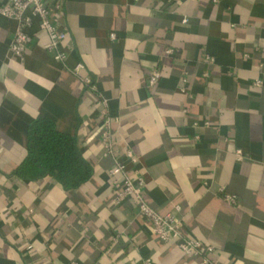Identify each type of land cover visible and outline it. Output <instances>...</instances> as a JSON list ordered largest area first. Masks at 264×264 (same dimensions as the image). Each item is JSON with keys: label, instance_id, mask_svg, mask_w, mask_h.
<instances>
[{"label": "crops", "instance_id": "obj_1", "mask_svg": "<svg viewBox=\"0 0 264 264\" xmlns=\"http://www.w3.org/2000/svg\"><path fill=\"white\" fill-rule=\"evenodd\" d=\"M62 22L64 63L36 19L18 59L17 23L0 15V264H264V0H64ZM103 100L147 204L179 206L184 235L211 253L185 256L152 235L134 201L114 202L113 159L96 133ZM39 115L74 136L93 168L74 191L11 175Z\"/></svg>", "mask_w": 264, "mask_h": 264}, {"label": "built area", "instance_id": "obj_2", "mask_svg": "<svg viewBox=\"0 0 264 264\" xmlns=\"http://www.w3.org/2000/svg\"><path fill=\"white\" fill-rule=\"evenodd\" d=\"M64 0H5L0 6V15L6 19L13 20L17 23L14 35L10 45V53L13 57L23 59L26 50L33 40L34 34L31 32L34 20H37L38 32L45 35L44 48L51 53L53 59L57 62L64 63L66 53L62 50L63 43L67 38V32L62 22V9ZM183 22H185L183 20ZM114 39V35H110ZM170 51H167L169 53ZM83 70L81 65H77L73 70L74 75L89 89L95 90L90 79L79 74ZM160 79L159 71H153L147 81L148 87H153ZM252 85L256 88L263 87V82L259 79L253 81ZM103 109L101 110V122L96 133L100 135L104 155L111 156L113 166L108 171L109 186L114 192V202L120 204L124 201H134L137 208L138 216L145 220L149 230L159 241L163 243H176L178 249L188 257H203L211 253L213 249L204 245L199 240L186 237L183 232L182 217L180 216V207L175 206L171 211L159 212L151 208L145 200L144 180L138 174L130 176L126 172V163L124 160L135 164L136 157L127 147L121 151L115 148L112 132L110 131L111 118L107 113L106 101H102ZM208 125V123H205ZM237 160L241 158L240 151H236ZM223 192L224 188L221 187ZM224 199L234 204L236 197L224 194ZM69 264H77L70 262ZM141 264H151L149 259H145ZM202 264H217L209 262L206 259Z\"/></svg>", "mask_w": 264, "mask_h": 264}, {"label": "trees", "instance_id": "obj_3", "mask_svg": "<svg viewBox=\"0 0 264 264\" xmlns=\"http://www.w3.org/2000/svg\"><path fill=\"white\" fill-rule=\"evenodd\" d=\"M26 139V155L11 175L27 181L51 177L65 191H74L90 180L93 168L76 138L58 132L48 118L39 115L32 120Z\"/></svg>", "mask_w": 264, "mask_h": 264}]
</instances>
